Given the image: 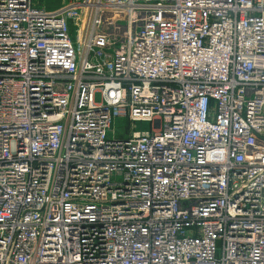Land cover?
<instances>
[{"label": "built area", "instance_id": "1", "mask_svg": "<svg viewBox=\"0 0 264 264\" xmlns=\"http://www.w3.org/2000/svg\"><path fill=\"white\" fill-rule=\"evenodd\" d=\"M0 264H264V0H0Z\"/></svg>", "mask_w": 264, "mask_h": 264}, {"label": "rangeland", "instance_id": "2", "mask_svg": "<svg viewBox=\"0 0 264 264\" xmlns=\"http://www.w3.org/2000/svg\"><path fill=\"white\" fill-rule=\"evenodd\" d=\"M33 1L34 4L36 5L45 6L47 9L53 10L60 7L63 0H33ZM130 127H131V123L124 118H117L113 123V128L118 129L120 132ZM136 127L143 129L149 128L150 123L147 122L136 123Z\"/></svg>", "mask_w": 264, "mask_h": 264}]
</instances>
